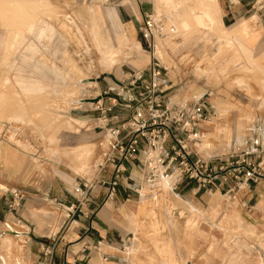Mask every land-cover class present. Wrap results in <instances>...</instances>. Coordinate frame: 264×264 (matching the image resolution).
Returning <instances> with one entry per match:
<instances>
[{
  "label": "rangeland",
  "instance_id": "rangeland-1",
  "mask_svg": "<svg viewBox=\"0 0 264 264\" xmlns=\"http://www.w3.org/2000/svg\"><path fill=\"white\" fill-rule=\"evenodd\" d=\"M201 1L0 0V145H16L28 160L24 178L29 188L63 192L68 206L77 208L76 215L78 208L91 203L89 209H95L110 227L99 246L96 242L91 250L81 252L92 255L91 264H264V230L242 206L243 192L235 201L215 191L193 194L194 185L180 187L174 194L150 195L137 182L135 168L134 182L127 184L129 200L117 202L106 197L107 186L96 180L97 144L103 137L97 102L110 106L114 96L104 97L107 88L146 72L154 58L164 70L173 100H202L213 108L198 146L202 157H223L264 134V119H256L251 108L246 110L249 100L244 95L246 86L256 93L264 90V48L259 50L262 53L245 52L241 43L226 38L218 22L209 30L177 29L175 17L181 5L191 12L202 9ZM121 4L139 26L145 14L160 20L161 35L154 38L153 47L142 40L139 29L132 40L136 47L123 45L116 37L120 33L116 22L100 19L102 11L112 9L120 21ZM246 37L242 34L239 41ZM208 45L213 49L209 56ZM208 66L223 73L208 78L203 72ZM83 78L82 83H91L80 84ZM18 81L34 91H23ZM208 81L216 85L211 87ZM227 97L233 107L246 111L226 106L224 114H216L211 99ZM225 105L218 102L215 108ZM121 110L116 107L114 113L122 115ZM252 122V134H243L245 129L238 132ZM205 140L208 147L203 149L200 144ZM1 179L3 183L0 170ZM124 189L120 184L117 192ZM137 190L142 196L135 195ZM40 213L44 220L55 218L52 234H56L58 211L44 205Z\"/></svg>",
  "mask_w": 264,
  "mask_h": 264
},
{
  "label": "built area",
  "instance_id": "built-area-1",
  "mask_svg": "<svg viewBox=\"0 0 264 264\" xmlns=\"http://www.w3.org/2000/svg\"><path fill=\"white\" fill-rule=\"evenodd\" d=\"M253 7L264 17V0H253ZM140 25L142 40L153 47L154 38L161 35L160 20L145 14ZM163 71L154 58L146 72H136L125 84L107 88L104 97L114 96L110 106L103 107L102 100L97 102L95 111L100 115L98 128L103 137L97 144L100 158L96 180L107 186L106 197H116L129 166L138 169L137 182L150 195H160L163 187L174 194L180 187L194 185L193 194L215 191L235 201L241 192L264 182V134L223 157L205 159L198 148L200 129L211 120L213 108L202 100H173L167 93ZM116 107L123 109L122 115L114 113ZM128 179L134 182L133 177ZM135 192L142 196L139 190ZM82 199L85 201V196ZM20 201L21 197L14 194L12 206L17 207ZM242 206L253 213L247 202ZM68 209L74 214L77 208L70 205ZM91 247H84L82 253Z\"/></svg>",
  "mask_w": 264,
  "mask_h": 264
},
{
  "label": "crops",
  "instance_id": "crops-1",
  "mask_svg": "<svg viewBox=\"0 0 264 264\" xmlns=\"http://www.w3.org/2000/svg\"><path fill=\"white\" fill-rule=\"evenodd\" d=\"M181 6L185 9L188 7L184 5ZM199 6L202 7L201 10L193 8V11H189L190 15L188 16V10L182 11L181 9V11L176 12L175 21L177 29L180 27V30L183 32H193L192 30H209L213 29L216 22H218L219 28L221 32L226 35V38L236 41L238 44L241 43L245 52L253 53L256 49H258V53L263 52L259 50L264 48V17L262 13L254 10L253 0H220L219 6L217 0V8L214 10L209 7L208 4H206V6L205 4H199ZM120 7L122 9V12L120 13L121 22L115 11L112 9L102 11L100 19L109 18L114 23L116 22L115 24L120 28V33L116 34L118 41L126 46H134L132 40H136L138 37V21L135 16H132L127 6L121 4ZM203 8L206 9L204 10ZM157 9L158 8L155 10ZM189 18L190 20H188ZM254 18H257V21L253 23ZM250 20H252L253 25L249 24V30L248 26H244L243 23L244 21ZM191 26H194L195 28ZM242 26H244V28H242ZM238 27L242 32L238 31ZM186 28H189L188 31ZM244 29L246 30L245 32ZM245 33H247L246 39L242 42L239 41L241 35ZM228 39H226L227 44H231ZM104 45L110 50L108 44L105 43ZM108 52L113 54L112 51ZM212 52L213 49H209L208 45L206 48L207 55L209 56ZM222 70L223 69L220 68L217 70L215 66H208L203 72L208 78H218V76L223 73ZM84 81H86L84 78L79 80L82 85H89L91 83H82ZM17 83L23 91H34L32 88H24L23 83L20 81ZM209 84L211 87L216 85L214 82H209ZM244 90V95L249 100L246 110L251 108L250 112L256 119H264V90L256 93L250 91L248 86H246V89ZM228 97L227 100L216 98L211 99V103L215 110L216 103L222 102L226 104L218 111L216 110L218 115L225 113L220 110L226 106L233 107V105L228 102ZM250 102H255V105L251 106ZM234 107L235 109L233 110L246 111L238 109L236 106ZM207 125L208 124H203L201 126L200 134H202L200 141L202 140ZM244 129L246 133L252 134L255 129L254 122H252L251 125L245 124L243 130L237 131L241 133ZM209 135L211 136L212 133L206 134V136ZM0 146V170L4 176L3 183L2 179L0 180V186H2V188L0 187V264H91L93 257L91 254L89 256L82 255L81 252L83 248L87 247V245L91 246L96 242H102L105 240V237L110 231V227L106 226L98 213H95V209H89L91 203L84 205L76 215L68 209L70 201L67 200L63 192L59 194L50 190L40 192L35 191L34 186H30L29 188V186H27L28 182H26L24 178L28 160L22 154H19V148L16 145L13 146L14 148L10 145ZM131 170L135 171V167H128L126 177H124V181L121 183V185H125V189L117 192L115 197L117 202H121V200L125 199L128 201L131 196V192H129V189L127 188L128 182H132L128 179L133 176V174L130 173ZM134 174L136 175L138 173ZM16 193H19V196L21 197V204L20 207L19 205L17 206L18 208L12 206L13 195ZM135 195L139 196L136 192ZM240 199L251 206L253 209L251 217L255 221H258V223H255L256 226L260 230H264V183L258 182L257 184L252 185L248 191H244L240 194ZM49 200H53L54 202ZM92 203L95 204V202ZM44 205H51L58 211L59 220L57 221L58 224H56L58 228L56 234H52L55 218L51 215L44 220L41 216L40 209ZM62 215L64 216L62 217ZM57 234H59L58 238L54 239V236Z\"/></svg>",
  "mask_w": 264,
  "mask_h": 264
},
{
  "label": "bare ground",
  "instance_id": "bare-ground-1",
  "mask_svg": "<svg viewBox=\"0 0 264 264\" xmlns=\"http://www.w3.org/2000/svg\"><path fill=\"white\" fill-rule=\"evenodd\" d=\"M201 2H204V4H205V6H206V4H208L209 5V7H211L213 10L215 9V8H217V0H202ZM28 4V3H27ZM200 4V3H199ZM204 6V5H203ZM200 7V6H199ZM195 9H197V8H195ZM198 9H200V8H198ZM204 9V8H203ZM206 9V8H205ZM204 9V10H205ZM210 9V8H209ZM18 10V9H17ZM27 10H29V9H27ZM186 9L185 8H182V11H185ZM219 10V9H218ZM179 11V10H178ZM210 11V10H209ZM26 12V11H25ZM211 12V11H210ZM215 12V11H214ZM219 12V11H218ZM155 13H159L157 10H155ZM181 13V12H180ZM179 13V14H180ZM212 13H213V11H212ZM15 14V13H14ZM34 14V13H33ZM210 14V13H209ZM23 15V14H22ZM35 15V14H34ZM185 15V14H184ZM188 15H190V12L188 11V14H187V16ZM216 15V14H215ZM191 16H192V14H191ZM211 16V15H210ZM217 16H218V13H217ZM33 17V16H32ZM178 17H179V15H178ZM183 17V16H182ZM35 18V17H34ZM186 18V17H185ZM212 18V17H211ZM256 19V18H255ZM183 20V19H182ZM188 20H190V18L188 19ZM253 20V19H252ZM252 20H250V21H244V23H243V25L244 26H248V29L250 28L249 26L251 25V23H252ZM217 21H218V19H217ZM220 21V20H219ZM180 22H181V20H180ZM240 22V21H239ZM215 23V22H214ZM29 24V23H28ZM185 24H186V22H185ZM220 24V23H219ZM250 24V25H249ZM65 25V24H64ZM184 25V24H183ZM191 25V24H190ZM215 25V24H214ZM238 25V24H237ZM240 25H242V24H240ZM239 26V25H238ZM244 26H242V28H244ZM191 27H194V26H191ZM64 28V27H63ZM166 28H168V27H166ZM176 28H177V26H176ZM185 28V27H184ZM195 28V27H194ZM239 28V27H238ZM240 28H241V26H240ZM240 28H239V32H242V31H240ZM189 29V28H188ZM188 29L186 28V30L188 31ZM246 29V28H245ZM244 29V32L246 31ZM179 30H180V27H179ZM243 30V29H242ZM250 30V29H249ZM248 31V30H247ZM249 32V31H248ZM245 34H247V33H245ZM158 40V39H157ZM117 41V40H116ZM247 50V49H246ZM115 51V50H114ZM113 53V52H112ZM108 54V53H107ZM106 58V57H105ZM107 60V59H106ZM104 61V60H103ZM4 85V84H3ZM16 95V94H15ZM8 99V98H7ZM32 102V101H31ZM29 106V105H28ZM216 111V110H215ZM220 111H222V112H226L224 109H222V110H220ZM38 113V112H37ZM217 113V112H216ZM35 114V113H34ZM218 114V113H217ZM38 116H40V114L38 115ZM38 125H40V124H38ZM202 134V133H201ZM243 134H246V132H244ZM242 134V135H243ZM248 134V133H247ZM205 142V143H204ZM203 143H201L200 144V147L201 148H207L208 147V143H207V141L205 140ZM1 147V146H0ZM1 149V148H0ZM1 188H2V186H0ZM5 189V188H4ZM165 193H167V189L165 188V187H163L162 188V193L159 195V196H161L162 194L164 195ZM242 224V223H241ZM242 227V226H241ZM242 231V230H241ZM7 241V240H6ZM4 242V241H3ZM227 242V241H226ZM10 244V243H9ZM201 257V256H200ZM17 264V263H16Z\"/></svg>",
  "mask_w": 264,
  "mask_h": 264
}]
</instances>
